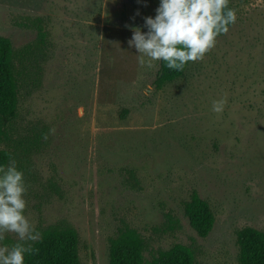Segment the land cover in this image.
I'll use <instances>...</instances> for the list:
<instances>
[{
    "label": "rangeland",
    "instance_id": "374dc122",
    "mask_svg": "<svg viewBox=\"0 0 264 264\" xmlns=\"http://www.w3.org/2000/svg\"><path fill=\"white\" fill-rule=\"evenodd\" d=\"M157 5L0 0L18 92L0 148L24 173L35 230L73 228L82 264H109L124 226L146 259L180 243L195 264H240L236 230L264 231V0H232L236 22L160 89L158 62L140 66L127 45ZM193 192L215 216L205 237L184 214ZM17 240L7 232L0 246Z\"/></svg>",
    "mask_w": 264,
    "mask_h": 264
},
{
    "label": "clouds",
    "instance_id": "9594fccd",
    "mask_svg": "<svg viewBox=\"0 0 264 264\" xmlns=\"http://www.w3.org/2000/svg\"><path fill=\"white\" fill-rule=\"evenodd\" d=\"M154 13L143 17L146 30L131 28L127 45L135 49L140 66L160 62L174 71L202 60L237 19L229 0H158ZM226 102L224 97L213 100L211 110L221 113ZM26 191L24 173L8 154L7 163H0V241L7 232L15 233L18 240L10 247L0 246V264H24L25 255L35 252L29 242L41 239L24 214Z\"/></svg>",
    "mask_w": 264,
    "mask_h": 264
},
{
    "label": "trees",
    "instance_id": "16d2710c",
    "mask_svg": "<svg viewBox=\"0 0 264 264\" xmlns=\"http://www.w3.org/2000/svg\"><path fill=\"white\" fill-rule=\"evenodd\" d=\"M229 0V7H231ZM232 8V7H231ZM190 63V62H189ZM169 70L160 62L153 79L156 89L179 78L185 71ZM17 79L14 72L13 47L9 38L0 35V143L6 135L5 120L14 118L17 111ZM125 113L127 111H124ZM9 151L0 148V163H7ZM189 225L205 237L213 227L215 216L209 204L193 192L184 204ZM41 239L32 243L34 254H26L24 264H82L78 254V237L71 227H48L41 231ZM240 264H264V231L245 226L235 232ZM142 235L124 226L109 242V264H195L194 253L180 243L146 259L143 255Z\"/></svg>",
    "mask_w": 264,
    "mask_h": 264
}]
</instances>
